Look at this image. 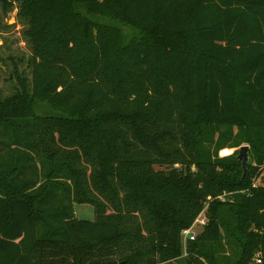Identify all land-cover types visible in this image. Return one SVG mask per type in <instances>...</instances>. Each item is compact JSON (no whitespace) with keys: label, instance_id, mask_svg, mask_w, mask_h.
<instances>
[{"label":"trees","instance_id":"obj_1","mask_svg":"<svg viewBox=\"0 0 264 264\" xmlns=\"http://www.w3.org/2000/svg\"><path fill=\"white\" fill-rule=\"evenodd\" d=\"M0 5L31 54L0 97V264H264V186L218 156L264 163V0Z\"/></svg>","mask_w":264,"mask_h":264},{"label":"rangeland","instance_id":"obj_2","mask_svg":"<svg viewBox=\"0 0 264 264\" xmlns=\"http://www.w3.org/2000/svg\"><path fill=\"white\" fill-rule=\"evenodd\" d=\"M14 7V6H13ZM23 25L17 18V9H3L0 5V97L3 98L14 92L15 72L17 69L20 74H24L29 78L30 71L28 68V60L30 57L29 47L23 37ZM237 133V129H233V135ZM237 138V136H235ZM242 146H248L245 143L234 141L228 147L219 151L220 158L232 157L238 162L237 157ZM249 148V146H248ZM239 163V162H238ZM241 165V163H239ZM242 167V166H240ZM248 168H255L256 173L252 177L251 182L253 187L264 186V163L258 164L251 156L250 148L248 149V160L246 162V173ZM245 173V175H246ZM244 175V176H245ZM243 176V170H242ZM241 176V179L244 177ZM231 194L224 195V202H230ZM228 198V199H227ZM75 215L79 219L92 221L94 219V211L91 205L75 204ZM206 221L205 211L198 217ZM199 224L194 225V232L197 234L200 231Z\"/></svg>","mask_w":264,"mask_h":264},{"label":"built area","instance_id":"obj_3","mask_svg":"<svg viewBox=\"0 0 264 264\" xmlns=\"http://www.w3.org/2000/svg\"><path fill=\"white\" fill-rule=\"evenodd\" d=\"M217 199L220 201L224 200L223 196H219V197H217ZM205 222L206 221L203 219H199V220L197 219L195 221V223L190 228H188L182 232V241H183L184 245L186 244L187 241H193L195 239L196 233L193 230L194 225L197 223V224H199V226H203L205 224ZM254 262H255V264H261V258L259 255H256L254 257Z\"/></svg>","mask_w":264,"mask_h":264},{"label":"water","instance_id":"obj_4","mask_svg":"<svg viewBox=\"0 0 264 264\" xmlns=\"http://www.w3.org/2000/svg\"><path fill=\"white\" fill-rule=\"evenodd\" d=\"M248 146H242L239 150V154H238V157H237V160L239 163H241V166H242V170H243V176L245 175L246 173V162L248 160ZM254 231V227H252L251 229V232Z\"/></svg>","mask_w":264,"mask_h":264}]
</instances>
